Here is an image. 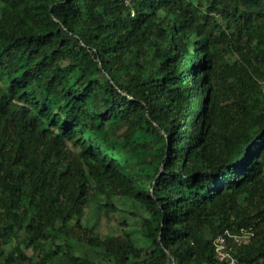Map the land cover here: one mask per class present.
Returning <instances> with one entry per match:
<instances>
[{"label":"trees","instance_id":"16d2710c","mask_svg":"<svg viewBox=\"0 0 264 264\" xmlns=\"http://www.w3.org/2000/svg\"><path fill=\"white\" fill-rule=\"evenodd\" d=\"M115 199L143 245L82 224ZM242 228L264 264V0H0V264H224Z\"/></svg>","mask_w":264,"mask_h":264},{"label":"rangeland","instance_id":"374dc122","mask_svg":"<svg viewBox=\"0 0 264 264\" xmlns=\"http://www.w3.org/2000/svg\"><path fill=\"white\" fill-rule=\"evenodd\" d=\"M114 202L119 206L120 211L106 216L102 214L96 206H92L85 210L84 216L81 218L82 224L104 237L112 234L121 235L123 230L120 227L119 222L121 219H126L129 226L128 230L131 232L134 243L137 246L143 245V241L138 231V220L128 214L129 203L119 199H115ZM100 253L101 249L88 248L77 252L76 254L85 255L90 259L98 260Z\"/></svg>","mask_w":264,"mask_h":264},{"label":"built area","instance_id":"2783aa9c","mask_svg":"<svg viewBox=\"0 0 264 264\" xmlns=\"http://www.w3.org/2000/svg\"><path fill=\"white\" fill-rule=\"evenodd\" d=\"M129 2L130 0H126V3ZM252 237L253 232L250 228H242L236 232H231L229 230L224 231L213 240L215 258L219 262H224V264H237L228 251L227 243L229 242L236 246H243L250 243Z\"/></svg>","mask_w":264,"mask_h":264},{"label":"water","instance_id":"95a60500","mask_svg":"<svg viewBox=\"0 0 264 264\" xmlns=\"http://www.w3.org/2000/svg\"><path fill=\"white\" fill-rule=\"evenodd\" d=\"M172 264H175L174 260H172Z\"/></svg>","mask_w":264,"mask_h":264}]
</instances>
